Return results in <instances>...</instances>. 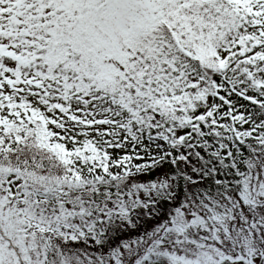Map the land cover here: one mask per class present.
<instances>
[{
	"label": "snow or ice",
	"instance_id": "snow-or-ice-1",
	"mask_svg": "<svg viewBox=\"0 0 264 264\" xmlns=\"http://www.w3.org/2000/svg\"><path fill=\"white\" fill-rule=\"evenodd\" d=\"M0 264H264V0H0Z\"/></svg>",
	"mask_w": 264,
	"mask_h": 264
}]
</instances>
